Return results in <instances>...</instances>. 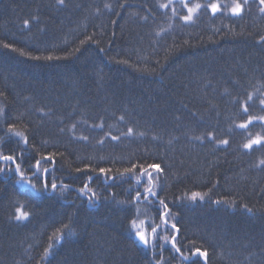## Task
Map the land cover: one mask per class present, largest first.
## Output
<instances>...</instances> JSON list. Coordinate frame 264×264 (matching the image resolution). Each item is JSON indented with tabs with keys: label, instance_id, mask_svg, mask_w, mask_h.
<instances>
[{
	"label": "trees",
	"instance_id": "trees-1",
	"mask_svg": "<svg viewBox=\"0 0 264 264\" xmlns=\"http://www.w3.org/2000/svg\"><path fill=\"white\" fill-rule=\"evenodd\" d=\"M233 2L0 0V264H264V5Z\"/></svg>",
	"mask_w": 264,
	"mask_h": 264
},
{
	"label": "snow or ice",
	"instance_id": "snow-or-ice-1",
	"mask_svg": "<svg viewBox=\"0 0 264 264\" xmlns=\"http://www.w3.org/2000/svg\"><path fill=\"white\" fill-rule=\"evenodd\" d=\"M248 2H249V0H243V3L239 2V0H234L233 6L231 7L232 14L233 15H240L242 13V11H243V6L244 5H247ZM259 2H260L261 5H264V0H259ZM58 3H61L62 4L63 3V0H58ZM165 6L166 5H161V7H165ZM185 7L187 8L188 15L183 16L182 18L185 21H190L192 19V14L195 12V10L197 8H200L201 5L200 4H196L194 7H188V5L185 3ZM209 7H210L211 11L214 14L216 12L220 11V5H218L216 3H212L211 5H209ZM260 11L261 12H264V7H261L260 8ZM28 24H29V21L25 20L24 21L25 27H27ZM261 39L264 40V37H262ZM4 46L5 47H9V45H7V44L4 45ZM49 59H51V57H49ZM248 99L251 100L252 97L249 96ZM260 103H261V105H264V100H261ZM244 111L247 112L248 111V108L245 107L244 108ZM253 119H257V118L256 117H252V118L249 119V121L246 124H241V125H239V127H241V128H247L248 125L252 123V120ZM258 119H260L261 121H264V117H259ZM9 131H11V127H10ZM131 131L132 130L129 129V132H131ZM17 135H19V134L17 133ZM113 139H116V138L113 137ZM196 139H199V137H197ZM25 143H27V140L26 139H25ZM222 143L227 144L228 141L225 140V141H222ZM262 143H264V137H257L255 139L250 140L248 143L244 144L243 147L245 149H252L253 148V145H261ZM44 159L51 160L52 157L51 156H47V157H44ZM0 160H3L4 162H12V163H15V158L12 155H2V154H0ZM260 163L261 164H264V160H261ZM37 167H39V161H37ZM135 167L136 166L133 165V168H135ZM148 167L154 169L156 172L162 171V169L160 168V166L157 165V164H151ZM2 171H4V169L3 168H0V172H2ZM15 171L23 179V173L20 170L19 164L16 165ZM45 171L47 172V169H45ZM78 171H79V169H78ZM106 171L107 170L104 169V168L99 169V172L101 174H104ZM125 171L128 172V171H131V170L130 169H126ZM142 174H143V171H142ZM147 175H148V179H149V184H151L152 179H153L152 173L151 172H148ZM56 187H57V185L55 183H53L52 184V188L55 189ZM87 187H88V185L86 184L85 185V188H87ZM147 191L152 196H155L156 195V193L153 192L151 188H148ZM81 192H83V189L81 190ZM139 195H140V193L137 192V196H139ZM198 197L200 199H203V196H201L200 193L193 192L191 194V199L192 200H196ZM160 203L163 204L164 201L161 200ZM165 207L167 208V205H165ZM17 212H18V215L16 216V219H18V220L25 219L28 216V213L27 212H23L20 209H17ZM166 215H167L166 213H163L162 214V218H165L164 219L165 224L167 223ZM133 226L135 227V221H133ZM171 227L173 229H176V224H173ZM151 231L154 234V233H156L157 228H152ZM177 231H178V229H177ZM136 236L139 238V240L144 245H147L149 243V241H148V239H147V237H146V235H145V233L143 231L137 230L136 231ZM165 239L167 240V237H165ZM171 243H172V247L173 248H176V237L175 236L172 237ZM176 251L179 252L180 249L179 248H176ZM191 256H193V257H201V258H204L206 260V258H207V251L206 250H201L200 248H196L194 251H192ZM188 259H190V258L189 257H185V260H188Z\"/></svg>",
	"mask_w": 264,
	"mask_h": 264
},
{
	"label": "rangeland",
	"instance_id": "rangeland-1",
	"mask_svg": "<svg viewBox=\"0 0 264 264\" xmlns=\"http://www.w3.org/2000/svg\"><path fill=\"white\" fill-rule=\"evenodd\" d=\"M194 14V13H193ZM18 184L20 185V186H22V187H26L27 185H26V180H24V179H19L18 180Z\"/></svg>",
	"mask_w": 264,
	"mask_h": 264
}]
</instances>
